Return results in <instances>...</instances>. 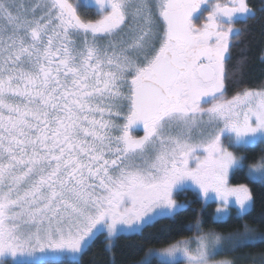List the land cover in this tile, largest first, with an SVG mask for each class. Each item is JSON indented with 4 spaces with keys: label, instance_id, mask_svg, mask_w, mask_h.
Here are the masks:
<instances>
[{
    "label": "snow or ice",
    "instance_id": "snow-or-ice-1",
    "mask_svg": "<svg viewBox=\"0 0 264 264\" xmlns=\"http://www.w3.org/2000/svg\"><path fill=\"white\" fill-rule=\"evenodd\" d=\"M255 17L249 0H0V264H82L191 188L217 201L213 223L249 214L229 175L264 182V155L231 149L264 145V87L228 98L226 81ZM195 231L139 264H237L217 256L264 243L247 224Z\"/></svg>",
    "mask_w": 264,
    "mask_h": 264
},
{
    "label": "trees",
    "instance_id": "trees-1",
    "mask_svg": "<svg viewBox=\"0 0 264 264\" xmlns=\"http://www.w3.org/2000/svg\"><path fill=\"white\" fill-rule=\"evenodd\" d=\"M264 40L262 29L252 25L242 45L238 48L230 76L233 89L228 93L233 95L244 88L260 89L264 87V61L259 60V52ZM264 145H257L246 150V163L259 158ZM234 185L248 183L253 195V204L249 214L238 218L235 212L230 213L226 222L213 223L215 203H204L194 190H186L177 195L179 201H184L186 209L172 218L161 219L150 227L143 229L142 234H124L114 239L108 246L105 235L100 234L85 252L82 264H138L149 249H159L183 238L197 234L195 226L198 219L202 221L204 231L214 229L227 235L237 230L242 231L243 225L257 230L254 234L264 233V182L249 181L246 171H234L231 174ZM248 260L244 264H261V253H264V243L238 248L234 251ZM153 264L158 260L153 258Z\"/></svg>",
    "mask_w": 264,
    "mask_h": 264
},
{
    "label": "flooded vegetation",
    "instance_id": "flooded-vegetation-1",
    "mask_svg": "<svg viewBox=\"0 0 264 264\" xmlns=\"http://www.w3.org/2000/svg\"><path fill=\"white\" fill-rule=\"evenodd\" d=\"M249 4L253 8V10L255 11L256 17H255V19L247 20L246 23H237L235 25L236 28L243 30V34L239 37L238 40H234L233 45L231 47V57L232 58H231L230 62L227 65L228 70H229V78L226 81V96L228 98H231L232 95H229L228 93L233 89V87H232L233 84L230 85L231 84L230 76H231V73L233 72L232 71V69H233V61H234V58H235V55H236V52H237L238 48L242 45L243 38L245 37V35L249 31V29L254 24L260 26L261 29H262V32L264 34V11H261V9H264V0H249ZM81 14L83 16H86L87 18H95V13L92 10H84V9H82L81 10ZM259 60L260 61H264V40H263V43H262V46H261V49H260V52H259ZM244 89H248V88H244ZM137 134L138 135H142L143 133H142V131H140Z\"/></svg>",
    "mask_w": 264,
    "mask_h": 264
},
{
    "label": "rangeland",
    "instance_id": "rangeland-1",
    "mask_svg": "<svg viewBox=\"0 0 264 264\" xmlns=\"http://www.w3.org/2000/svg\"><path fill=\"white\" fill-rule=\"evenodd\" d=\"M231 150H233L238 156H246V154H247V152H246V150H244V149H236V148H233V149H231ZM261 155H264V150H263V152L261 153ZM260 155V156H261ZM259 156V157H260ZM259 159V158H258ZM257 159V160H258ZM246 163V162H245ZM252 162H248V163H246V164H251ZM231 174L232 173H230V175H229V184L230 185H232V186H237V185H234V184H232L231 183V180H230V178H231ZM248 177V176H247ZM248 180L249 181H252V180H250L249 178H248ZM240 185V184H239ZM245 185H247L248 186V183H245ZM190 190H194V191H196L197 192V194L200 196V198H201V200L204 202V203H215V206H214V213H215V209H216V207H217V201L214 199V198H209L208 200H205L200 194H199V192H198V190H196V189H194V188H191ZM178 195V194H177ZM177 198V197H176ZM177 200H178V198H177ZM178 202H180V203H185L184 201H179L178 200ZM186 204V203H185ZM231 212H235L236 214H238V209L236 208V206L233 204L232 206H231ZM103 235H105V237H106V234H104V233H102ZM196 235L197 234H195V235H192L191 237H188V238H183V239H180V240H184V239H193L194 240V238L196 237ZM114 241V240H113ZM113 241L111 242V243H109L108 241H107V244H108V246H110L112 243H113ZM174 243V242H173ZM168 246V245H167ZM167 246H165V247H167ZM192 247H195V244L193 243L192 245H191ZM165 247H162V248H159V249H153V250H155V251H159V250H162L163 248H165ZM233 258H235L236 260H237V264H244V263H246L248 260L246 259V257H242V256H240V255H238L237 253H235L234 251H232V250H230L228 247H226L225 249H224V251H223V253L221 254V255H219V256H217V259H233ZM157 259V258H156ZM158 260V259H157ZM139 264V263H138Z\"/></svg>",
    "mask_w": 264,
    "mask_h": 264
},
{
    "label": "water",
    "instance_id": "water-1",
    "mask_svg": "<svg viewBox=\"0 0 264 264\" xmlns=\"http://www.w3.org/2000/svg\"><path fill=\"white\" fill-rule=\"evenodd\" d=\"M248 264H253V263H248Z\"/></svg>",
    "mask_w": 264,
    "mask_h": 264
}]
</instances>
